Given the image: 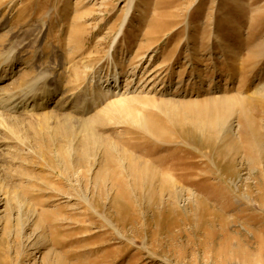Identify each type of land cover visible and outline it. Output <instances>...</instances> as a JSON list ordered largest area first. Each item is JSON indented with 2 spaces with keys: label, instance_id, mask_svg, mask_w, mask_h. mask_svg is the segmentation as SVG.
I'll use <instances>...</instances> for the list:
<instances>
[{
  "label": "rangeland",
  "instance_id": "374dc122",
  "mask_svg": "<svg viewBox=\"0 0 264 264\" xmlns=\"http://www.w3.org/2000/svg\"><path fill=\"white\" fill-rule=\"evenodd\" d=\"M0 79V264H264V0H0Z\"/></svg>",
  "mask_w": 264,
  "mask_h": 264
},
{
  "label": "bare ground",
  "instance_id": "6f19581e",
  "mask_svg": "<svg viewBox=\"0 0 264 264\" xmlns=\"http://www.w3.org/2000/svg\"><path fill=\"white\" fill-rule=\"evenodd\" d=\"M80 30V29H79ZM111 63H112V65H110L111 67H110V69H108V67H107V69H106V73L103 75L102 73H99L97 76H95V77H93L92 78V81H94L93 82V84H91L92 85V89L93 90H95V93H96V95L94 96V97H92V102H91V105H95V104H100V103H102V104H104V103H106L107 101H108V98L110 97V96H114V95H116V89L115 88H110L109 86L107 87V91L106 90H100V89H97V91H96V89H94V88H96L98 85H100V84H104L105 82H103V78L104 77H106V78H109V76H111L112 77V75H113V78H114V81L116 82L117 81V73L118 74H120V71H119V69H118V62H117V60L116 59H112L111 60ZM115 67H117V69L115 68ZM160 69V68H159ZM110 70V71H109ZM112 70H114L113 71V73H112ZM158 70V69H157ZM157 70H154L153 72H151L150 73V75L148 76L149 78H150V76H155L156 74H154L155 72H157ZM160 72V71H159ZM154 74V75H153ZM110 77V78H111ZM159 77V76H158ZM109 78V79H110ZM157 78V77H156ZM109 79H106V80H109ZM1 80V79H0ZM230 99V98H229ZM6 104V103H5ZM90 108V107H89ZM189 108V107H188ZM209 111V110H208ZM212 114H214V113H212ZM212 114H210V115H212ZM197 116V118L199 117H201L202 115L201 114H197L196 115ZM168 118V117H167ZM165 119V118H164ZM93 122V121H92ZM164 122V121H163ZM89 123V122H88ZM87 123V124H88ZM94 123V122H93ZM166 123V122H165ZM181 123V122H180ZM222 123V122H221ZM87 124H84V125H87ZM157 124V123H156ZM163 124V123H162ZM89 125V124H88ZM220 125V121L219 120H215V119H205V121H201V122H199V121H196V124H194V128H192V130H188L187 132L188 133H190V134H195V132H197L198 130H200L201 132H203V131H205L206 130V132H204V139L209 143L208 145H211V141H213L214 139H215V137H216V132H217V128H218V126ZM93 126H94V124H93ZM93 126H92V128H93ZM167 126V125H166ZM88 127V126H87ZM152 127H154V126H152ZM164 127V126H163ZM163 127L161 126V128H159V127H157L156 128V130L158 129V132H160V133H164L163 131H162V129H163ZM86 128V127H85ZM155 128V127H154ZM167 127H165V129H166ZM86 130H88L89 131V128L88 129H86ZM88 131H86V132H88ZM90 131H94V129L93 130H90ZM90 133V132H89ZM95 133V132H94ZM93 133V134H94ZM86 134V133H85ZM91 134V133H90ZM88 135V134H87ZM94 136V135H93ZM158 136V135H157ZM188 136V135H187ZM92 137V136H91ZM189 137V136H188ZM89 138H90V135H89ZM165 139V138H164ZM162 140V139H161ZM165 140H173V139H171V138H166ZM89 141H92L91 139L89 140ZM85 142H88L87 140L85 141ZM139 160V159H138ZM144 160V159H143ZM143 162V161H142ZM141 162V164H143ZM149 164V163H148ZM131 170L133 171V173H132V175H133V177H134V182H135V184H138V185H141L142 183H143V178L144 177H146V176H148L149 178H145L146 180H144V181H146V182H148L150 179H153V170H150L149 168L147 169L146 167H141V165H139L138 164V162L137 161H135V162H132L131 163ZM146 166V165H145ZM151 168H152V166H150ZM145 182V183H146ZM165 182V181H164ZM123 183V182H122ZM137 185V186H138Z\"/></svg>",
  "mask_w": 264,
  "mask_h": 264
}]
</instances>
